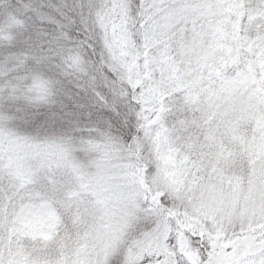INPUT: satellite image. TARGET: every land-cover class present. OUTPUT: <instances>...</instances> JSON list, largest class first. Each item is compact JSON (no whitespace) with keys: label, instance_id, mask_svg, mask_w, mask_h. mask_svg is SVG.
<instances>
[{"label":"snow or ice","instance_id":"obj_1","mask_svg":"<svg viewBox=\"0 0 264 264\" xmlns=\"http://www.w3.org/2000/svg\"><path fill=\"white\" fill-rule=\"evenodd\" d=\"M0 264H264V0H0Z\"/></svg>","mask_w":264,"mask_h":264}]
</instances>
